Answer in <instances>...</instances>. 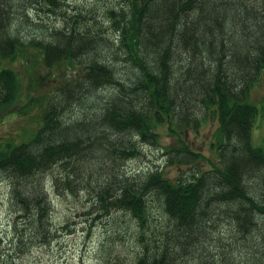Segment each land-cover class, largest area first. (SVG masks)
Instances as JSON below:
<instances>
[{"label": "trees", "instance_id": "obj_1", "mask_svg": "<svg viewBox=\"0 0 264 264\" xmlns=\"http://www.w3.org/2000/svg\"><path fill=\"white\" fill-rule=\"evenodd\" d=\"M68 1L0 0V115L20 92L3 62L25 47L49 68L73 70L45 100L29 99L27 107L40 106L33 133L0 144V178L16 205V233L0 264H13L20 244H47L67 227L48 216L49 192L66 190L82 194L83 215L97 213L90 226L114 212L128 216L113 234L122 236L117 224L134 223L139 250L131 264L189 263L191 256L201 264H264V143L252 142L259 108L249 99L264 83V0H106L98 17ZM41 15L46 22L36 20ZM201 113L216 120L217 163L176 180L157 167L124 170L143 155L142 143L161 145L162 123L178 143L166 153L193 165L200 154L181 129H197ZM257 172L259 193L257 182L246 183ZM215 223L224 230L214 231ZM207 236L214 250L215 240L223 247L195 256Z\"/></svg>", "mask_w": 264, "mask_h": 264}, {"label": "rangeland", "instance_id": "obj_2", "mask_svg": "<svg viewBox=\"0 0 264 264\" xmlns=\"http://www.w3.org/2000/svg\"><path fill=\"white\" fill-rule=\"evenodd\" d=\"M104 1L106 0H69L68 2L69 6H83L85 4L87 5L86 9H94L95 15L98 17ZM28 16L30 17V15ZM36 18L39 21H47L44 15H41V19ZM104 19L102 21L105 27L108 23ZM50 21L61 22V19H54L53 17ZM20 30L26 34V31L29 29L20 28ZM108 34L112 33L108 31ZM33 35H37V32L34 31ZM3 65L12 68L16 72L20 80V92L17 101L11 104L0 115V144L6 143L9 139L14 142L18 141L21 137L27 139L33 133L31 131H34L39 123L40 110V106L35 101L32 102L31 108L27 107L29 99L32 97L37 101L40 99L45 100L54 90L56 91L57 86L65 75L73 72L70 66L62 64L50 68L43 65L38 55H36V50L31 47H25L23 54L18 53L13 60H5ZM249 99L259 108L252 128L251 139L254 145H261L264 143L263 80H259L251 88ZM199 119L200 122L197 129L191 126L181 129L186 146L195 153L200 154V157L193 165L182 162L175 163L174 161L180 159L182 156L180 152L171 151L166 153L165 148H173L178 143L176 137L170 134L168 124L162 123L158 126L157 130L161 145L142 143L140 148L143 155L125 161L124 170L135 172L136 170L146 171L157 167L164 170L167 178L176 180L181 174L189 176L192 167L195 165L199 166L200 169H205L210 167L209 161L217 163L216 155L211 148V142H213V135L217 127L216 120L202 113L199 114ZM53 172L56 173L55 171ZM53 172H51L52 175ZM259 178L260 175L257 172L252 174L250 180L246 182H251L252 184L258 183L254 188L256 193H259L257 192L259 189H263L259 185ZM10 190L8 180L0 178V233L6 234L0 243V252L8 251L11 242H13V234L16 233L12 221L13 210L16 205L10 197ZM262 193L264 195V192ZM48 202L50 205L48 214L50 224L56 225L57 228L60 225L67 227L57 232L56 237L47 244L32 243V240L26 245L23 244L21 246L20 244L21 250L18 253H13V258L11 259L13 264H106L108 259L111 262L117 259L120 264H131L133 262L136 252L139 250V244L135 239L137 230L134 227V223H131L128 229H123L120 227L121 224H117L119 230L122 232V236L117 237L116 234H113L114 223L119 222L123 218L126 222L131 221L127 215L124 216L119 211L114 212L110 217L104 216L95 220L96 223L90 226L91 220L97 213H89V216L83 215V212L85 213L87 210L83 206L85 201L81 193L74 195L66 190L58 194L57 192L50 191ZM21 227H23V224H18L17 229ZM213 229L217 232L224 230L217 223H215ZM11 237L12 240L10 239ZM26 238H28V235ZM204 239H208V241L202 247L199 246V252L195 256L199 253H202L203 256L218 253L224 245L222 242L220 243V241L215 240L219 248L216 247L214 250L210 236ZM14 245L15 243L11 246L17 250L18 247ZM196 258V261H194L191 256L189 263L187 261H180L179 264H201L198 257Z\"/></svg>", "mask_w": 264, "mask_h": 264}]
</instances>
